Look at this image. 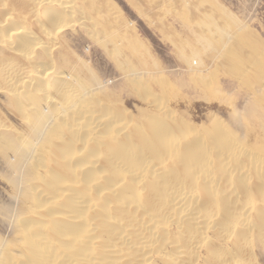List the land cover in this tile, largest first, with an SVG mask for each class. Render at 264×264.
Here are the masks:
<instances>
[{
	"label": "bare ground",
	"instance_id": "1",
	"mask_svg": "<svg viewBox=\"0 0 264 264\" xmlns=\"http://www.w3.org/2000/svg\"><path fill=\"white\" fill-rule=\"evenodd\" d=\"M106 1L102 2L105 15L112 13ZM204 1L189 2L188 20L193 18L198 26L197 20L201 22L204 29L200 27L199 39L221 58L224 70L244 87L240 90H245L246 104L241 111L233 108L229 120L231 127L244 128L248 137L254 135V144L243 140L247 137L236 135L233 127L223 123V118L211 115L207 123L196 125L181 120V113L178 115L181 119L173 118L166 105L165 110L143 108L139 118L131 121L132 114L122 108L119 111L113 102L102 104L110 100L105 97L108 95H104L105 102L103 98L99 101L100 90L96 92L94 87L102 81L98 84V75L91 72L85 60V64L79 63V69L86 71L84 79L73 73L75 66L73 70L70 68L73 72L55 69L62 66L59 62L56 66L37 63L36 68L31 67L36 48L46 61L56 57H52L56 46L44 43H56L61 39V31L75 22V1L0 0V46L3 47L0 81L5 82L2 84L11 95L12 105L27 121L26 130L30 131L29 136L24 135L26 138L19 136L0 118V154L13 158L9 167L15 175L10 183L19 202L12 213L14 226L9 220L18 239L7 243L9 239L1 241L0 237V264H261L259 258L264 259V144L261 142L264 141V39L250 31L242 18L239 20L227 12L218 0V3ZM86 3L85 8H94L93 0ZM14 12L25 16L24 19ZM215 12L227 22L221 24ZM202 17L205 19L201 20ZM28 18L32 26H26L27 22L20 25ZM234 26L237 30L232 33L230 28ZM106 27L103 35L110 31ZM108 35L105 39L111 38ZM173 42L193 74L188 79H184L187 72L181 73L184 78L176 76L177 84L160 81L161 90L176 87L174 90L178 91L189 80L200 83L194 91L199 89L197 92L201 91L209 100L226 91L223 88L220 92V86L211 89L206 85L215 78L217 70L201 69V60L191 58L184 46L176 40ZM142 49L148 52L137 41L129 49L131 55L123 51L133 61L123 59L120 52L124 53L119 48L109 50L127 78L126 87H138L140 78L147 72L138 57ZM63 54L57 56L61 58ZM153 63V68L159 66L155 59ZM141 92L143 96L148 91ZM222 97L224 103L228 98ZM7 244H13L14 248Z\"/></svg>",
	"mask_w": 264,
	"mask_h": 264
},
{
	"label": "rangeland",
	"instance_id": "2",
	"mask_svg": "<svg viewBox=\"0 0 264 264\" xmlns=\"http://www.w3.org/2000/svg\"><path fill=\"white\" fill-rule=\"evenodd\" d=\"M72 1H75V7H76V11H77V14L75 15L76 19H78V18L80 20L82 19L81 23H80L79 19L78 20L75 19L74 20L75 22L73 24H71L72 27L69 25L70 27L68 26V27L64 28L61 31V33L59 34V39L61 38L60 39L61 41L57 40V41H55L56 43H54L52 41H46L44 43L46 46H51V45H52V47L56 46L55 48L52 49L53 50L52 51V57H55V55H56L58 60L56 57L54 59L51 57L52 59H50L49 61L44 60L42 54H40L41 53L40 49L36 48L35 49L36 52L34 50V53H33V55L36 58L34 57V61L31 64V67L36 68L35 65L37 63L40 65L43 64L44 67L45 66L50 67L52 65L56 66L60 63L63 67L62 66H56L55 69H57V70L62 69V70H67V71L70 70V72H71L76 67L75 68L76 70H73L74 72L73 71L72 72L73 73L77 72L81 78H83V77L86 78L87 77L86 71L79 69V63H84L86 61V65L91 70V72L93 74L96 73L98 75V78L100 79L99 80L97 78L98 84H100L99 82L102 81L101 85H100L102 88L97 84L94 87V91L97 92V90L98 91L100 90L99 92H97V95L99 94V96H98L99 101H100V98H103V100L105 97L107 100L109 98L110 99L109 101L104 100V102L105 101L106 102L102 103V104L108 105L107 104L108 102L109 103L113 102L116 105V107L118 105L117 108L118 109L120 108L119 111L122 108L125 113L127 111V114H129V115L132 114L130 116V118H132L131 121H135L136 119L139 118L138 116H140L141 110L143 108L144 109H150L153 107L152 109L160 108V110H165L166 107H169V109L168 108H166V109H168L169 112L171 111L173 118L176 117V119L177 118L181 119L180 116L182 115L181 120L184 119V121L187 120L188 122H190L192 124L195 123L196 125H200V123L201 124L207 123L209 121L210 116L215 115L219 119L223 118V120H222L223 123L226 125L228 124L231 127L230 120H229V115L231 114L230 111H232L233 108H236L238 111L239 110L241 111L244 108V106L246 104V100H247V98L245 96V92H244L245 90H243L244 87L242 86L241 83H239V81L237 79H235V77L233 75L228 74L224 70L225 65L224 64L222 65L223 61L221 60V58H218L217 54L214 55L215 53L212 50H210L209 48H207V45L202 40L199 39L198 33L199 34L201 33L199 30L204 29L201 22L196 19L198 24L200 25V26H198L196 21L193 18L188 20L189 15H190V13H189L190 11H188L189 10L188 9L189 8V2L192 0H190V1L187 0L188 2L186 4H185L184 0H174V1L168 0L169 2L167 0H163L165 3H163L162 0L161 1L160 0H137V1H135V0H132V1L131 0H107L106 2L109 4V6L112 9L111 10L112 15L110 14V11L107 15H105L106 11H102L103 9H105L104 3H102L103 0H93L95 5L93 6L94 7L93 9L90 8L91 10L89 8H85V7H87L86 6L87 0H72ZM84 1H86V2H84ZM157 1L159 3H157ZM197 1H202V0H197ZM207 1H212V2H216V3L219 2L218 4H220V5L222 4V6L226 9L227 12L229 11V13H231L232 15L235 14L234 15L235 18L238 17L239 20L242 18L243 20L241 19V21L244 23L246 22L245 24L248 25L250 31L255 32L256 34H259L264 39V0H218V2H217V0H207ZM204 2L207 5L206 1H204ZM176 3L179 4V6H181V7L178 6V8H177ZM180 3H181V5H180ZM144 4H145V6H144ZM174 5H176V6H174ZM150 7H152V9ZM159 7L161 10L159 9ZM78 8H80V9H78ZM179 8H181V9L179 10ZM172 9L173 10L175 9V13ZM83 10H84V12H83ZM95 10H97V12ZM154 10L156 11V14L155 13L152 14V12H155ZM94 11L97 14H95ZM144 11H146V12H144ZM166 11H167V13H166ZM101 12H102V14H101ZM159 12H161V13H159ZM194 12H196L198 14L200 13L202 15L201 11H195L194 10ZM114 13H116L117 15L116 14L114 15ZM185 14H186V16H185ZM215 14H218V13L215 12ZM14 15L15 16L17 15V17H19L21 19H24L23 17H25L23 15L21 16L20 13L16 14L15 12H14ZM85 15L87 17H85ZM78 16H81L82 18H80ZM88 16L90 18H88ZM216 16H217V18L221 24L225 23L226 20L221 18V16H219V14ZM84 17L86 18V20ZM160 17L162 19H159ZM115 18H116V20L117 19L118 20L115 21ZM220 18H221V20H220ZM105 19H106V21H105ZM177 19L178 20L183 19V20L177 21ZM200 19L204 20L205 18L202 17ZM83 21H84V23H87V24H84ZM91 21L92 22L94 21V22L92 23ZM118 21H120L121 23ZM24 22H25V24H20V25H26V22H27L26 26H28V27L33 25V22H31L29 20V18L23 20V23ZM88 22L89 23L91 22L90 24H92V25H90ZM97 23H99V24H97ZM83 24H84V26H83ZM86 25H88V26L90 25L91 27L89 26L90 27L89 28ZM109 25H112V26H109ZM82 26H83V28H81ZM99 26L101 28L102 27H104V28L101 29ZM127 26H128V28H127ZM105 27L107 30H110L109 31V33L111 34L110 39H109V37L107 39H105V36L106 35L109 36L108 35L109 33H105V35H103L104 34L103 31L105 32ZM111 27H113V29ZM200 27H201V29H200ZM87 28H89V29H87ZM98 28H100L99 29L100 31H97ZM125 28H127L126 31H124ZM115 30L117 32V35H119V37L117 35H114ZM196 30H198L199 32H197ZM236 30L237 29L235 26H234V28L233 27L230 28V31L232 33L236 32ZM96 31L99 32L98 34L100 35V37L97 35ZM62 32L64 35L62 34ZM89 33H91V34H89ZM101 35H103V36H101ZM177 35H179V36H177ZM90 36H91V38H90ZM96 36H97V38H96ZM133 37H134V40H133ZM63 38L65 41L63 40ZM195 38L196 39L198 38L197 41ZM62 40H63V42H62ZM100 40H102V41H100ZM175 40H176L177 44H181L182 47L184 46V48L186 49V50L184 49V51L187 54L192 55L191 58H195L197 60L199 59L202 61V68L201 69H203V68L208 69V72L209 71L215 72V70H217L215 72V73H217V75H215V78L212 79V81H210L209 84L206 83V85L211 86V89L214 86H220V92H222L223 88H224V89H226V91L228 93L224 90L222 93H220L218 96H216L217 98L215 97L213 100L212 99L209 100L208 98L204 97L205 96L204 93H203L204 96H202L201 91H200L201 93L197 92V91H199V89L195 88V91H194L195 85H197L199 87V85H201V84L200 83L194 84L193 82H189V80L188 81L186 80V82H188L187 85H185L184 87H182L178 91L174 90V89H176V87L175 88L171 87L168 90H163V88H162V90H161L160 84L162 81L167 80L168 82H171L173 84H177V81L179 78H184L186 75V77L184 79H188L187 77L188 76L190 77V75L193 74V72H191V68L189 67V65L187 63H185V61L183 60L180 50L174 44L173 41H175ZM104 41H108L109 42L108 45H110V44L111 45L108 46V45L103 44ZM137 41L142 43V45L144 46V48L146 50L148 49L147 50L148 52H146L144 49L139 50V52H138L139 53L138 57H140L139 59L143 62L144 71H147V72H145L144 75L142 74L143 76L140 78L141 82H140V85L138 87H131V86L126 87V83H128L127 78L125 77V74L121 71V69L118 67L115 58L112 56V54L109 53V50L112 51V49L114 50L115 48H119L122 52L124 50H126V52L129 54H127L126 52L125 53L123 52L125 55L124 54L122 55V53L120 52V56H122V58L125 60L133 61L132 56L131 57L129 56L130 58L129 57L127 58L126 54L131 55L129 49L132 47V44H134ZM178 41H179V43H178ZM57 46H59V47H57ZM2 48L3 47L0 46V51ZM175 48H177V49H175ZM194 48H196V49H194ZM205 49H207V50H205ZM5 52L10 54V52H8L6 50H5ZM60 52H64V54H63L64 57H61L62 59L59 58L60 55H58L59 57L57 56V54H60ZM37 53H39V54H37ZM65 55H66V57H65ZM141 55H143V56L141 57ZM0 57H2L1 54H0ZM206 57L208 59L207 61H205ZM70 58H71V61H70ZM154 59H155V61H157L159 63V64L157 63L159 65L157 68L155 66H154V68L152 67L153 65H155L153 63ZM209 59L211 60V62L209 61ZM217 59H219L218 62L220 64L218 66H217V64H218ZM52 60H53V63H52ZM82 60H83V62H82ZM41 61H44V62H41ZM220 61H221V63H220ZM34 62H35V64H34ZM48 62H50V65ZM63 62L65 63V65H67L66 62L67 63L69 62L70 64L68 63L67 66H64ZM215 63H216V65H215ZM38 64L36 66H38ZM206 64H207V66H206ZM70 65H72V66H70ZM184 66L186 67V69L183 68ZM57 67H59V69ZM65 67H67V69ZM90 67H92L93 69H91ZM150 67H152L153 69L150 70L151 69ZM211 67L212 68L214 67V68L212 69ZM163 68H165V69L162 70ZM149 70H150V72H149ZM156 70L158 72H155ZM159 70H162V71H159ZM223 70H224V72L222 73ZM144 71H142V72H144ZM188 71H189V73H188ZM120 72H121V74H123V76H121ZM185 72H187V74ZM205 72H207V71H205ZM208 72L205 74H208ZM181 73H183V74L185 73V75H183ZM224 73H225V75H224ZM97 75H95V76L97 77ZM156 75H157V78H155ZM159 75H160V78H158ZM163 75L165 76V78ZM176 76H178L179 78ZM150 77H152V78H150ZM167 77H169V78L167 79ZM170 77H172V79ZM229 77H230V79H229ZM161 78H163V79H161ZM222 78H223V80H222ZM1 79H3V77L2 78L0 77V80ZM232 81H234L235 83H233ZM2 82H4V81H2ZM2 82L0 83L1 84L0 85L1 86L0 87V118L2 120V123L6 122L5 124L8 125L10 130L13 131L15 134L17 132V135L22 136V137H25V136L27 137L30 134L29 129L26 130L28 128L27 121H25L23 118H21V116L18 115L19 113L17 112V110H15L16 109L15 105L14 104L12 105L13 101H12V98H10L11 95L7 94L9 92L6 91V89H5L6 86L4 87L3 85H5V84H2ZM143 83H145V84H143ZM228 83H231V84H228ZM154 85H155V87L157 86L158 89H157V87L154 88ZM98 86H99V88H98ZM135 88H136V90L133 91ZM234 88L236 89V91L238 90V88H239V90H240V88H243V89L240 90L239 92L238 91L236 92ZM141 89H144V90H141ZM232 89H234V91H232ZM228 90L231 92H229ZM136 91L138 93H136ZM141 91H144V93H146L147 91L148 92L150 91V92L149 93L147 92V94H143V96H142V94L140 95ZM175 91L178 92L176 95H175ZM233 92L234 93L236 92V94H234ZM141 93H143V92H141ZM229 93L230 94L232 93L234 95V97H236V96L237 97L234 99L233 95L232 94L230 95ZM105 94L108 96L110 95V97H108V96L104 97ZM150 94H151V96H150ZM157 94H159V95L157 96ZM163 94H165L166 97L163 98V96H165ZM222 95L226 96V98H228V99L231 96V97H233V100L231 99V97L229 99L230 101H228V99L226 100L224 98L226 100V101H224V103H225L224 104L222 102L223 101ZM148 96H149V98H148ZM219 96H220V98H219ZM146 97H147V99H146ZM155 97L156 98L158 97L160 99L162 98V99H164V101L162 99L159 100L158 98L155 99ZM166 98H167V100L165 101ZM148 100L151 101V103ZM207 100L209 102H207ZM101 102H103L102 99H101ZM146 103H147V105H146ZM148 103H150V104H148ZM152 103L155 104V107H157V108H155L154 105L152 106ZM156 103L157 104L160 103V105H156ZM163 103H164V105H163L164 107L162 106ZM234 103H235V106H233ZM165 105H166V107H165ZM116 107H114V108H116ZM179 114H180V116H178ZM226 115H228V116H226ZM184 117L185 118L187 117V118L185 119ZM23 121L26 124H24ZM232 127H233L232 130L235 132L236 135H238L239 137L241 135L242 139L247 137V138L243 139L247 143H250V140L253 141L250 144L255 143V141H254V140H256V138H254L255 136L251 135V136H249L250 139H248L249 137L245 135L244 128L236 129V127H234V126H232ZM23 131H25V133ZM243 131H244V134H242ZM26 133H28V135H25ZM261 142H262V144H264L263 143L264 141L261 140ZM6 159L7 158H4L0 154V237L2 238L1 241L4 239H5V241L9 239L7 241V243H10L11 241L14 242V240L18 239V237L15 235L16 233H15L14 227L11 228V225L14 222V218H12V213L14 212V210H16L19 207V202L15 196L16 195L15 190L13 189V186L10 183V181L12 180V178L15 175L14 170L11 167H9L10 161L13 158L9 157L7 160ZM39 170L41 171L42 168H40ZM12 172H13V174H12ZM13 193H15V195H13ZM15 201H17V202H15ZM14 204H15V206H13ZM9 209H11V210L9 211ZM9 212H11V213H9ZM9 220L11 223L9 222ZM13 226H14V224H13ZM9 245H10V247H9ZM9 245L7 247H9L10 249L14 248V246L13 247L11 246L13 244H9ZM259 260H260L261 264L264 262V259H262V258H259Z\"/></svg>",
	"mask_w": 264,
	"mask_h": 264
}]
</instances>
